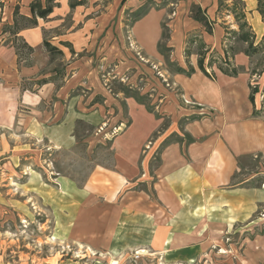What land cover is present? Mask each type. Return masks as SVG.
I'll return each mask as SVG.
<instances>
[{
    "label": "crops",
    "instance_id": "0c3cea01",
    "mask_svg": "<svg viewBox=\"0 0 264 264\" xmlns=\"http://www.w3.org/2000/svg\"><path fill=\"white\" fill-rule=\"evenodd\" d=\"M4 1L5 5L0 10V25L6 22L13 24L16 4L20 14L31 15L29 3L32 0ZM77 1L81 3L72 7V0H55L46 18H37L35 26L21 29L17 34L36 53L39 49L44 51L43 32H55L50 42L62 51L65 58L72 59L71 62L67 60L66 65L67 72L72 74L63 78L64 82L59 88L54 87L53 80L45 79L37 92L32 94L25 89L20 92V72L21 75L37 72L36 63L19 68L16 52L2 50L0 89L5 88L2 82L12 80L14 85L6 87V90H10L6 92L8 101L0 103V115L6 113L11 118L16 115L19 104L37 110L39 103L55 93L58 100L54 111L42 115L41 119L36 118L42 121L58 118L60 123L34 126V135L48 137L49 143L58 148L72 144L69 128L67 130L65 126L82 118L98 124L108 110L106 100L99 102L96 95L93 98L69 94L84 83L81 80L83 75L88 73V77L92 75L93 79L96 72L90 70L93 67L79 70L81 60L75 61L71 55L77 54L81 47L85 48L89 41L96 42L102 38L107 41L113 38L114 33L119 38L127 33L144 54L160 65L164 58L158 44L167 27L166 40L171 61L176 62V67L184 70L192 67L194 71L187 75L185 72L168 70L176 93L164 90V98L159 99L157 105V110L164 113L149 112L133 97L125 99L131 121L112 138L111 150L117 168L97 165L93 169L84 185V195L87 200L93 199V204L88 201L82 209L88 208L89 213L79 215L80 223L77 226L84 232L85 223H95L94 229L88 230V237L101 238L104 246L122 240L127 242L128 235L119 239L114 233L129 234V228L135 226L136 229L131 232L143 234L141 240L135 242L140 250L149 248L163 252L172 249L180 251L183 259L193 257V254L209 245L205 236L209 232V225H212L210 217H222L220 221L226 229L230 223L233 226L236 221L245 222L256 209V203L264 201V187L240 183L230 185L239 170L238 156L264 153V106L257 98L250 100L245 71L240 70L241 73L230 76L215 63L211 66L205 63V69L212 71V75H207L198 65L199 57L204 53L207 58L211 55L224 56L226 41L232 38L234 31H239L240 13L256 33V40L263 35L264 23L257 10V0ZM41 2L44 4L45 0ZM192 6L199 7L206 16L211 31L208 32L203 23L191 14ZM117 9H120V13L140 9L143 12L130 22L128 19L122 21L120 16L116 22L119 21L117 25L121 26L114 31L113 18ZM123 26L127 31L123 30ZM202 50L204 53H201ZM233 61L235 69L247 68L249 64L248 56L241 50L233 54ZM130 62L122 63L116 72L126 70L132 65ZM260 79L264 80V71ZM78 80L82 81L81 84ZM92 83L91 88H95L97 93L107 95L95 81ZM59 106L62 107L60 114ZM166 116L171 120L170 129L162 133L159 131L147 153L142 154L150 136L157 132L162 117ZM183 118L186 119L183 129L190 135V140L186 143L178 139L160 147L169 133L179 130L176 124ZM139 121L143 122L142 126L137 123ZM136 133L141 134L140 142L132 143L131 138ZM154 154L158 155V160L150 169ZM252 177L243 181L247 182ZM149 178H152L150 182ZM224 216L231 221L224 222Z\"/></svg>",
    "mask_w": 264,
    "mask_h": 264
},
{
    "label": "rangeland",
    "instance_id": "374dc122",
    "mask_svg": "<svg viewBox=\"0 0 264 264\" xmlns=\"http://www.w3.org/2000/svg\"><path fill=\"white\" fill-rule=\"evenodd\" d=\"M262 2V11L258 12L264 23V0ZM4 5L5 1L0 0V10ZM119 10H114V31L119 30L121 26L117 25L119 21L116 22L120 16L122 21L128 19L130 22L143 12L140 9L131 13L126 11L120 13ZM238 21L239 31H234L232 38L226 41L224 56L211 55L207 58L202 50L201 53L204 54L199 60H202L207 75H212V71L210 68L205 69V63L206 66L215 63L223 73L230 76H236L238 72L241 73L240 70L245 71L253 100L257 98L261 106H264V80L260 79L264 71V32L256 40V33L244 20L243 14L240 13ZM242 23L246 25L240 27ZM4 24L0 25V52L2 50L16 52L19 68L32 63H36L38 68L33 74L21 75L20 72L22 76L18 81L20 92L24 89L32 94L37 92V88L45 79L53 80L54 87L59 88L64 82L63 78L72 74L68 73L66 68L67 60L71 62L72 59L65 58L63 54L49 53L44 45V51L39 49L35 53L33 49L29 52L22 47L21 37L17 35V39H14L9 32L11 27L8 31H3L5 26L10 25L8 22ZM122 28L127 31L124 26ZM163 31L166 35L162 36V41L158 44L164 58L160 65L158 61H153L152 57L144 54L127 33L120 38L114 33L113 38L107 41H103V38L96 42L89 41L85 48L81 47L77 54L71 55L75 57V61L81 60L82 66L79 70L82 67L88 69L93 67L90 70L96 72L93 79L92 75L88 77V73L83 75L81 80L84 83L69 94L93 98L96 95L99 102H102V99L106 100L108 110L102 122L98 124L82 118L75 119L65 126L67 130L69 128L72 144L67 143L58 148L49 143L48 137L34 135V126L60 123L58 118L39 120L42 115L54 111L58 100L55 93L39 103L36 106L37 110H30L19 104L16 115L11 118L6 113L0 115V264H264V201L256 203V209L245 222L236 221L233 226L232 223H226L230 225L226 226V229L220 221L222 217H210L213 220L210 222L212 225H209V232L205 236L209 245L186 259L180 256V251L172 249H165L163 252L149 248L140 250L141 248H137L138 243L135 242H139L143 234L131 232L136 229L135 226L133 229L129 228V234H120L117 231L114 233L119 239H124L128 235L127 242L122 240L112 245L108 243L107 246H104L101 238L99 241L95 237H88V230L94 229L95 223L91 225L90 222L85 223L84 232L77 226L80 223L79 215L86 214L87 211L89 213L88 208L84 211L82 209L86 207L88 201L93 204L91 202L93 199L87 200L84 195V185L87 184L93 169L97 165L117 168L111 150L112 138L131 121L127 114L125 99L133 97L149 112L159 114L164 113L157 110L159 99L164 98V90L176 93L169 71H180L177 70L176 62L171 61L170 48L166 40L167 27ZM53 33L55 32L51 30L44 31V40L50 42ZM243 35H246V41L243 40ZM249 42L252 43L251 47L248 45ZM237 50L248 56L247 68L235 69L233 54ZM120 54H123L122 57ZM129 61L132 67L126 66L123 72H116L120 70L122 63ZM189 68L187 67L185 73ZM231 71L236 72L231 74ZM81 80H78L79 84ZM92 81L101 86L107 95L103 96L97 93L95 88H91ZM5 83L1 84L5 85V88L0 89V103L8 101L6 92L10 90H6V87L14 85L12 80ZM254 88L256 91H253ZM109 100H112L110 101L112 105ZM85 107L89 108L88 105ZM61 108L59 106V114ZM44 111L46 113H43ZM261 111L262 109L258 113ZM137 123L141 126L143 124L141 121ZM184 123L185 118L179 120L176 124L179 130L168 132L160 147L178 139L187 143L191 137L184 131ZM170 125V118L162 117L160 128L150 136L142 149V154L147 153L146 150L152 146L159 131L162 133L165 129L169 130ZM141 126L139 128H142ZM140 135L139 133L133 135L131 142H140ZM151 159L150 169L156 164L158 155L154 154ZM237 161L239 170L230 185L240 183L264 187L263 152L238 156ZM250 176L254 177L247 182L243 181ZM151 179L149 178L148 182ZM227 221L231 219L224 216V222Z\"/></svg>",
    "mask_w": 264,
    "mask_h": 264
},
{
    "label": "trees",
    "instance_id": "16d2710c",
    "mask_svg": "<svg viewBox=\"0 0 264 264\" xmlns=\"http://www.w3.org/2000/svg\"><path fill=\"white\" fill-rule=\"evenodd\" d=\"M262 1L263 0H257V10L259 12L262 11V7H261V5L263 3ZM80 3H81L80 1L75 0L70 5L73 7L74 5L80 4ZM54 4H55V0H45L44 4L41 2V0H32L29 3V8H30V12H31L30 16H24V15L20 14L19 13V7L16 4L14 6V9H13V24L9 25V26H5L3 31H8L10 29L9 27H11V30H9V32L14 36V39H17V33L21 29L35 26L37 24V18H46L51 13ZM191 14L197 20H199L203 23V25L205 26V28L208 32L211 31L210 24H209L206 16L201 13V10L199 9V7L192 6ZM244 25H246V23L240 24V27H243ZM164 35H166L165 31H163V36ZM246 38H247L246 35H243L244 41H246ZM43 45L49 53L55 52L58 54H62V51L59 48H57L54 45H51L50 42L47 40H44ZM248 45H250L249 47H251L252 43L249 42ZM15 46L19 50L18 46L17 45H15ZM22 47L26 48L29 52H32V50H33L32 47H30L23 40H22ZM198 64H199L200 69L205 73L204 67L202 65V60H199ZM177 70L180 72L186 71L180 67H177ZM193 71H194L193 68L190 67L188 72H186V74L189 75ZM231 72H232L231 74H235L236 71H231ZM226 73H228V72H226ZM43 81H45V80H42V82ZM253 91H256V88H254ZM250 100L253 101V95L252 94H250Z\"/></svg>",
    "mask_w": 264,
    "mask_h": 264
}]
</instances>
